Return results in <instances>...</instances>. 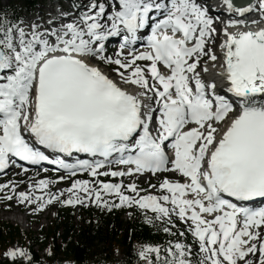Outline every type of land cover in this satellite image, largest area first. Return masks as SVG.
<instances>
[{"label": "snow or ice", "instance_id": "obj_1", "mask_svg": "<svg viewBox=\"0 0 264 264\" xmlns=\"http://www.w3.org/2000/svg\"><path fill=\"white\" fill-rule=\"evenodd\" d=\"M13 167L0 201L33 214L138 210L166 239L138 243L136 264H264V0L0 14V173ZM0 264L43 261L16 244Z\"/></svg>", "mask_w": 264, "mask_h": 264}, {"label": "trees", "instance_id": "obj_2", "mask_svg": "<svg viewBox=\"0 0 264 264\" xmlns=\"http://www.w3.org/2000/svg\"><path fill=\"white\" fill-rule=\"evenodd\" d=\"M38 0L10 1L8 10L12 16L19 9L32 10ZM7 12L0 5V14ZM73 209H60L50 220L46 230L38 236L31 233L23 234L18 226L0 221V250L15 241H21L31 247L35 257L43 264H136L135 248L138 243H164L166 237L151 226H147L139 215L133 212L129 219H124L123 209L111 212L102 211L96 207L81 208L78 212L79 223H75ZM46 246L53 255L38 256L32 246ZM118 251L123 259L115 261Z\"/></svg>", "mask_w": 264, "mask_h": 264}, {"label": "rangeland", "instance_id": "obj_3", "mask_svg": "<svg viewBox=\"0 0 264 264\" xmlns=\"http://www.w3.org/2000/svg\"><path fill=\"white\" fill-rule=\"evenodd\" d=\"M8 1L9 0H0V3L2 5H6ZM47 2H48V0H39V4L37 5V9L35 11H33V13H31L30 15L24 14L23 17L27 16L26 19H28L30 21V20H34L35 18H37V16H43V14L39 13L38 11L42 10V9L44 11H46ZM60 3H64V0H60ZM43 4H45L46 7H44V8L39 7ZM29 175L30 176L34 175V173L30 172ZM11 178H14V176H11ZM138 182L141 185L143 184L144 186H146L148 189L149 182H151L153 184L156 183V177H149V178L141 177L138 179ZM67 186H68V182L66 181L65 183H62L60 185L53 186L52 190L55 191L56 188L67 187ZM9 205H11V206L9 207ZM59 207H61V205H58V204L53 205V206H49L46 208V210L41 211V212L36 213V214H33L29 211V209L27 207H24L22 205H17L15 203V201H9V202L6 200L3 202L0 201V220L9 221L14 225H19L24 233L31 232L34 235H37V234H40L42 230H45L46 225L48 223V220L55 215V213ZM5 209L13 210L14 211L13 214L16 213V216H17L16 219L19 218L18 221L11 220L10 218L15 219V217L10 216V215L7 216V214L4 212ZM18 209H20V210L18 211ZM131 210H133V209H131ZM75 221L77 222L78 220L76 219ZM16 244H19V243H14L12 245H16ZM34 251H39V250L37 249V247H34ZM44 251L45 250H42L39 253L43 254ZM115 259H116V261L119 262L122 260V256L117 252L115 254Z\"/></svg>", "mask_w": 264, "mask_h": 264}, {"label": "bare ground", "instance_id": "obj_4", "mask_svg": "<svg viewBox=\"0 0 264 264\" xmlns=\"http://www.w3.org/2000/svg\"><path fill=\"white\" fill-rule=\"evenodd\" d=\"M210 71H211V69H210ZM16 217H17V216H16V213H15V219H13V220H16V221H18V219H19V218H17V219H16Z\"/></svg>", "mask_w": 264, "mask_h": 264}]
</instances>
